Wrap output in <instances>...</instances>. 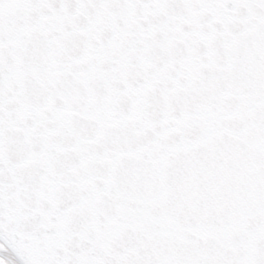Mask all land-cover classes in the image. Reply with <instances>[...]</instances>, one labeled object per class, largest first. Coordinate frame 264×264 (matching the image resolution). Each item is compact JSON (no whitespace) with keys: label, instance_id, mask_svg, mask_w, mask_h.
Instances as JSON below:
<instances>
[{"label":"snow or ice","instance_id":"6c2138e0","mask_svg":"<svg viewBox=\"0 0 264 264\" xmlns=\"http://www.w3.org/2000/svg\"><path fill=\"white\" fill-rule=\"evenodd\" d=\"M0 264H264V0H0Z\"/></svg>","mask_w":264,"mask_h":264}]
</instances>
